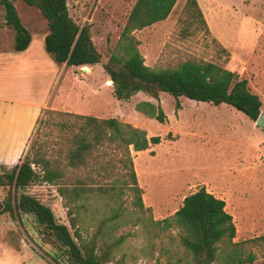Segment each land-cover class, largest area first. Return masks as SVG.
<instances>
[{"label": "trees", "instance_id": "trees-1", "mask_svg": "<svg viewBox=\"0 0 264 264\" xmlns=\"http://www.w3.org/2000/svg\"><path fill=\"white\" fill-rule=\"evenodd\" d=\"M36 7L44 17L47 33L45 50L56 64L86 67L98 64L101 55L92 39L91 24H78L69 13L67 0H22ZM177 0H135L119 37L103 63V70L112 81V93L117 100H129L142 92L159 100L161 93L174 97L175 109H180L179 97L227 104L255 121L261 108L259 96L245 78L225 67L223 63L187 55L173 63L146 65L136 36L152 24L165 20ZM4 24L15 31L14 49L28 47L31 36L22 24L12 0H0ZM181 33L189 32L196 23L211 35L197 0H186L183 6ZM194 24L196 26H194ZM219 51L227 49L211 35ZM135 109L159 123L167 116L159 103L142 100ZM50 114L60 116L56 127L62 133L56 157H41L30 145L20 163L0 174V187L7 188L6 202L0 214L9 213L20 221L21 215H31L43 243L57 251L53 264H119L124 253L117 254L127 243L130 232H115L131 213L122 205L126 191L132 193L131 205L138 217L146 245L144 254L152 255L155 241L166 238L169 247L167 264H252L264 257V234L234 241L236 228L225 201L200 187L186 195L171 215L153 219L151 208L143 203L132 152H140L159 144L162 137L147 132L115 117H97L46 110L38 118V130ZM169 137V135H168ZM37 165L40 171L34 170ZM86 170L87 175L71 178L67 170ZM117 173L116 175H114ZM40 180L56 186L66 210L68 225L57 221L52 209L27 192V187ZM124 220V221H123ZM175 231V234H172ZM18 249V243L13 244ZM174 248L175 251H171ZM155 264H161L156 260Z\"/></svg>", "mask_w": 264, "mask_h": 264}, {"label": "rangeland", "instance_id": "rangeland-1", "mask_svg": "<svg viewBox=\"0 0 264 264\" xmlns=\"http://www.w3.org/2000/svg\"><path fill=\"white\" fill-rule=\"evenodd\" d=\"M185 1L177 0L165 20L136 32L145 64L165 65L187 55L223 63L239 77L247 79L250 89L260 98V113L264 116V0H197L211 35L227 49L228 55L219 51L211 35H206L204 28L197 23L189 32L180 34ZM12 2L30 33L31 47L37 48L41 43L44 47L47 26L40 11L22 0ZM134 2L67 0L73 19L80 25L91 24L92 39L101 55L100 62L86 66V70L83 67L71 68L79 76L84 74L78 87L81 93L90 94L88 103L94 105L90 114L115 117L144 129L149 137H162L159 144L132 152L143 203L151 208L153 219L171 215L186 195L205 187L225 201V209L232 215L236 228L234 241L264 234V129L257 126L256 121L227 104L213 105L183 96L179 97L181 108L176 110V101L168 93H161L159 100L142 92L127 101L113 96L110 79L102 65L114 47ZM3 16L4 10L0 7V25L3 24ZM67 72L63 84L69 78ZM142 100L159 103L167 121L159 123L137 111L135 104ZM89 107L86 108L90 110ZM57 121H60V116L50 114L48 122L38 131L37 125L27 151L35 142L39 156L56 157L62 138V133L55 126ZM35 166L39 172L40 168ZM85 175L86 170H67V176L72 179ZM26 190L48 205L58 222L68 225L66 210L55 185L37 180ZM6 195L7 188L0 187V208L6 202ZM132 199L129 191L122 197V205L131 214L124 219L129 222L122 224L115 235L125 232L131 235L117 254L119 258L124 253L119 264H155L156 260L167 264L169 254L160 251L162 247H169L164 237L155 241L152 255L142 252L146 240L140 225L133 224L138 214L133 211ZM0 242L12 247L14 242L28 245L24 255L5 247L6 252L4 249L0 252V263L16 264L22 257L26 260L31 257L32 264H43V258L50 262L48 258L57 255L54 247L42 242L31 215L23 214L19 221L7 212L0 214ZM252 264H264V257H259Z\"/></svg>", "mask_w": 264, "mask_h": 264}, {"label": "crops", "instance_id": "crops-1", "mask_svg": "<svg viewBox=\"0 0 264 264\" xmlns=\"http://www.w3.org/2000/svg\"><path fill=\"white\" fill-rule=\"evenodd\" d=\"M14 37V29L3 21L0 25V174L20 163L38 125V118L45 110L83 115H91L94 110V105L88 101L90 94L81 93L78 87L84 74L79 76L71 69L74 67L56 64L42 43L32 48V39L26 49L15 50ZM66 71L69 78L63 84ZM7 246L24 255L28 245L18 244L16 249L0 242V252ZM32 254L37 255L33 250ZM48 259L51 263L43 258V264H53L51 258ZM16 264H32L31 257L27 260L22 257Z\"/></svg>", "mask_w": 264, "mask_h": 264}, {"label": "water", "instance_id": "water-1", "mask_svg": "<svg viewBox=\"0 0 264 264\" xmlns=\"http://www.w3.org/2000/svg\"><path fill=\"white\" fill-rule=\"evenodd\" d=\"M83 70H86V67H84ZM111 82L112 81L110 80V83ZM255 121H256V125L257 126H259V127H261V128L264 129V116H263V114L260 113L259 116H258V118Z\"/></svg>", "mask_w": 264, "mask_h": 264}, {"label": "built area", "instance_id": "built-area-1", "mask_svg": "<svg viewBox=\"0 0 264 264\" xmlns=\"http://www.w3.org/2000/svg\"><path fill=\"white\" fill-rule=\"evenodd\" d=\"M31 167L36 170V166L34 164H31Z\"/></svg>", "mask_w": 264, "mask_h": 264}, {"label": "bare ground", "instance_id": "bare-ground-1", "mask_svg": "<svg viewBox=\"0 0 264 264\" xmlns=\"http://www.w3.org/2000/svg\"><path fill=\"white\" fill-rule=\"evenodd\" d=\"M84 68V67H83Z\"/></svg>", "mask_w": 264, "mask_h": 264}]
</instances>
